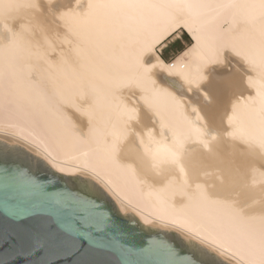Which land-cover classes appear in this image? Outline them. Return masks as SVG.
<instances>
[{
	"label": "bare ground",
	"instance_id": "bare-ground-1",
	"mask_svg": "<svg viewBox=\"0 0 264 264\" xmlns=\"http://www.w3.org/2000/svg\"><path fill=\"white\" fill-rule=\"evenodd\" d=\"M0 141L264 264V0H0Z\"/></svg>",
	"mask_w": 264,
	"mask_h": 264
},
{
	"label": "water",
	"instance_id": "water-1",
	"mask_svg": "<svg viewBox=\"0 0 264 264\" xmlns=\"http://www.w3.org/2000/svg\"><path fill=\"white\" fill-rule=\"evenodd\" d=\"M0 264H234L0 141Z\"/></svg>",
	"mask_w": 264,
	"mask_h": 264
},
{
	"label": "rangeland",
	"instance_id": "rangeland-1",
	"mask_svg": "<svg viewBox=\"0 0 264 264\" xmlns=\"http://www.w3.org/2000/svg\"><path fill=\"white\" fill-rule=\"evenodd\" d=\"M190 45V38L182 28H179L173 34H171L160 46H158L156 50L164 60L170 61L176 54L186 49ZM227 68H230V66L227 65Z\"/></svg>",
	"mask_w": 264,
	"mask_h": 264
}]
</instances>
